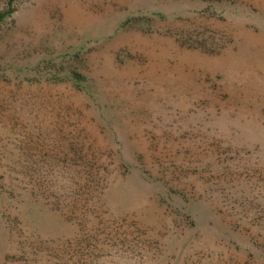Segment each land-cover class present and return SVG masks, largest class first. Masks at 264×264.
<instances>
[{
	"label": "rangeland",
	"instance_id": "obj_1",
	"mask_svg": "<svg viewBox=\"0 0 264 264\" xmlns=\"http://www.w3.org/2000/svg\"><path fill=\"white\" fill-rule=\"evenodd\" d=\"M13 7L0 211L25 223L26 253L8 264H264V0ZM67 69L89 94L59 80Z\"/></svg>",
	"mask_w": 264,
	"mask_h": 264
},
{
	"label": "trees",
	"instance_id": "obj_2",
	"mask_svg": "<svg viewBox=\"0 0 264 264\" xmlns=\"http://www.w3.org/2000/svg\"><path fill=\"white\" fill-rule=\"evenodd\" d=\"M15 0H7L6 7L0 10V23L4 21V19L12 14L14 11L13 2ZM58 77V76H56ZM60 81H69L76 91L83 93L84 95L89 94L90 92V84L86 77V75L82 72L77 71L76 69H67L63 76H60ZM1 157V156H0ZM27 164L23 163L22 168H27ZM4 164L0 165V175ZM24 170V169H22ZM20 172V171H18ZM85 175L81 179L80 187L84 194V196L89 199V197L96 192V184L94 183L93 176L88 178L86 174V170H84ZM4 173V172H3ZM27 175V169H25V174ZM3 178V177H1ZM24 179H21V181ZM2 187V186H0ZM4 190L0 188V193ZM3 194V193H2ZM87 206V204H85ZM3 207V206H2ZM88 209V208H86ZM183 219H185L187 229H196L197 222L194 217L196 213L189 207L186 212L179 213ZM171 216V215H170ZM172 217V216H171ZM22 220L19 218L17 214H11L7 212L6 209H2L0 211V245L4 244V249H7L4 256V263L8 264L10 262H16L14 258L19 254H24L26 252L19 250L17 245L20 243V238L23 236V228L21 226ZM15 245V246H14ZM20 260V259H19Z\"/></svg>",
	"mask_w": 264,
	"mask_h": 264
}]
</instances>
